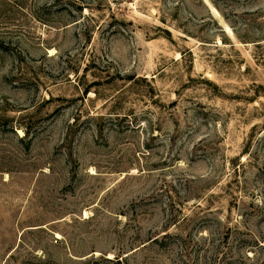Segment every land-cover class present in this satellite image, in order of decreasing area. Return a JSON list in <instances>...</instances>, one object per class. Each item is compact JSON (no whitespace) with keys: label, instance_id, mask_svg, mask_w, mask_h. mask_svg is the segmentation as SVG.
<instances>
[{"label":"rangeland","instance_id":"rangeland-1","mask_svg":"<svg viewBox=\"0 0 264 264\" xmlns=\"http://www.w3.org/2000/svg\"><path fill=\"white\" fill-rule=\"evenodd\" d=\"M0 264H264V0H0Z\"/></svg>","mask_w":264,"mask_h":264}]
</instances>
